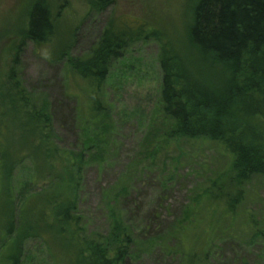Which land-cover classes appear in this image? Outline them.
<instances>
[{
  "label": "rangeland",
  "instance_id": "374dc122",
  "mask_svg": "<svg viewBox=\"0 0 264 264\" xmlns=\"http://www.w3.org/2000/svg\"><path fill=\"white\" fill-rule=\"evenodd\" d=\"M33 1L0 0L2 109H10L7 93L16 78L31 101L50 104L60 151L65 150L69 160L75 153L85 156L78 197L85 233L106 234L112 220L111 208L126 214L124 218L133 221L140 231L144 211L156 209L159 226L141 231V239L158 235L156 240L166 246V232L173 222L190 212L192 223L186 239L192 249L211 239L210 246L221 248L226 254L222 258H233V264H243L242 260L264 264V234L251 237L243 226L248 212L258 220L264 217V181L252 177L237 186L230 157L221 145L202 138L170 136V126L159 112L160 44L197 80L207 85L221 80V66L209 55L199 53L189 35L197 0H113L103 10L93 8L94 0H46L54 33L48 42L23 40L15 63L12 57L18 49L16 44L24 37ZM120 22L141 26L146 34L129 43L122 55L111 61L96 95L101 109L99 123L85 127L91 92L72 64L87 58L104 31ZM250 124L257 127L264 141V121ZM13 125L8 123L0 129L1 148L10 152L22 145L20 128ZM87 130L100 139L92 149L99 155L83 153L88 145L84 143L92 141ZM29 159L23 158L10 175L14 186L21 188L16 189L17 197L22 199L31 190L36 200L48 196L60 200L65 196V180L38 178L36 174L32 178L37 163L34 166ZM120 186L128 188L126 199L115 196ZM236 188L241 189V202L234 209L235 220H230L225 201ZM137 209L141 212L138 216ZM227 225L235 232L232 237L222 230ZM2 240L0 237V264H11L5 247H1ZM43 245L37 238L27 239L21 264H65L60 246L56 244L47 253ZM154 249L139 247L138 257L130 260L131 264H170L181 257L179 252L168 256L166 249L165 254Z\"/></svg>",
  "mask_w": 264,
  "mask_h": 264
},
{
  "label": "trees",
  "instance_id": "16d2710c",
  "mask_svg": "<svg viewBox=\"0 0 264 264\" xmlns=\"http://www.w3.org/2000/svg\"><path fill=\"white\" fill-rule=\"evenodd\" d=\"M112 1L94 0L92 6L103 10ZM53 33L47 1L34 0L27 13L24 37L16 44L18 49L13 54V61H17L16 55L23 40L48 42ZM145 34L146 30L141 26L112 23L90 55L72 64L91 92L83 126L99 123L101 109L96 95L107 78L111 61L120 57L129 43ZM189 35L196 50L204 56L209 55L223 72L218 83L207 85L183 70L166 46L160 44L159 112L170 126L169 135L184 139L202 138L221 145L230 157L237 186L246 184L252 177L264 181V141L256 131L257 127L250 124L264 121V0H197ZM15 81L7 93L9 110L2 109L0 94V129L14 123L13 126L20 128L22 141L13 152L2 149L0 143V237L3 238L1 247H5L11 264H21L24 243L30 238L40 240L47 253L56 244L60 246L65 264H131L130 260L138 257L139 247L149 251L156 247L164 254L163 249H166L165 255L168 256L179 252L181 257L170 264L234 263L230 262L233 258H222L226 254L221 253V248L210 246L211 239H205L198 249L191 248L186 239L192 223L188 219L190 212L173 222L166 232V246L156 240L158 235L141 239V231L159 226L160 214L156 209L144 211V224L138 231L133 221L124 218L126 214L116 213L111 208L108 232L86 234L78 209L85 156L75 153L69 160L70 155L65 150L60 151L56 142V119L50 104L44 100L39 103L31 101L28 92L16 78ZM93 133L92 136L87 130L92 141L84 143L88 145L83 153L96 156L99 152L92 149L100 139ZM25 157L30 158L34 166L37 163L32 178L36 174L38 178L65 180V196L60 200L52 196L36 200L35 191L31 190L19 199L16 189L21 191V188L14 186L10 175ZM116 195L119 199H126L128 188L120 186ZM240 202L241 189L236 188L225 201L230 220H235L234 209ZM136 213L138 216L141 212L137 209ZM245 217L243 226L251 237L264 234V217L258 220L252 212ZM222 230L231 237L235 234L229 225ZM242 263L247 264V261L242 260Z\"/></svg>",
  "mask_w": 264,
  "mask_h": 264
}]
</instances>
